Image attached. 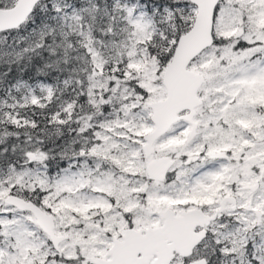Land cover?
<instances>
[{
    "label": "snow or ice",
    "instance_id": "1",
    "mask_svg": "<svg viewBox=\"0 0 264 264\" xmlns=\"http://www.w3.org/2000/svg\"><path fill=\"white\" fill-rule=\"evenodd\" d=\"M0 264H264V0H0Z\"/></svg>",
    "mask_w": 264,
    "mask_h": 264
}]
</instances>
